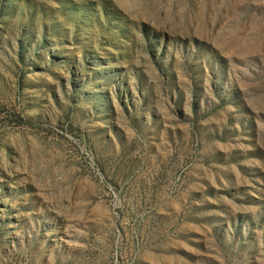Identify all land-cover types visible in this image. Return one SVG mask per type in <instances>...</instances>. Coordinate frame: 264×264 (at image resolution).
I'll list each match as a JSON object with an SVG mask.
<instances>
[{"label":"rangeland","instance_id":"374dc122","mask_svg":"<svg viewBox=\"0 0 264 264\" xmlns=\"http://www.w3.org/2000/svg\"><path fill=\"white\" fill-rule=\"evenodd\" d=\"M0 264H264V0H0Z\"/></svg>","mask_w":264,"mask_h":264}]
</instances>
